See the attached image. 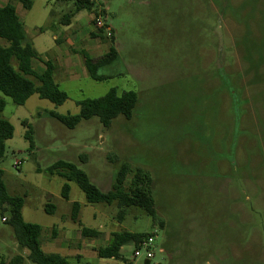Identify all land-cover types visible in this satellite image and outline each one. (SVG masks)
Wrapping results in <instances>:
<instances>
[{"label": "rangeland", "instance_id": "374dc122", "mask_svg": "<svg viewBox=\"0 0 264 264\" xmlns=\"http://www.w3.org/2000/svg\"><path fill=\"white\" fill-rule=\"evenodd\" d=\"M31 1L22 11L27 39L45 57L57 33L58 46L79 69L74 78L54 74L67 94L60 105L32 95L17 106L0 94V117L14 129L0 162L2 179L10 195L24 197V220L41 226V247L62 243L69 264H127L132 246L118 260L95 252L111 233L127 231L155 236L164 250L156 252L160 264H264V0H93L95 10L79 12L69 26L62 21L72 2ZM98 14L119 56L98 71L109 77L99 82L88 77L81 54L96 59L108 50L110 36H90ZM0 45L8 43L0 39ZM248 49L260 69L256 82L245 73ZM110 88L135 91L130 119L118 116L104 127L94 117L69 129L48 116L77 114L79 100ZM57 161L75 164L103 192L122 162L143 170L153 182L157 220L138 207L120 220L116 204H88L74 182L47 173ZM64 183L68 200L60 196ZM48 201L52 215L44 212ZM73 202L83 227L101 225L98 237L81 236L70 219ZM92 209L101 213L95 219ZM3 216L0 210V264H10L22 248ZM61 233L69 235L67 244Z\"/></svg>", "mask_w": 264, "mask_h": 264}, {"label": "trees", "instance_id": "16d2710c", "mask_svg": "<svg viewBox=\"0 0 264 264\" xmlns=\"http://www.w3.org/2000/svg\"><path fill=\"white\" fill-rule=\"evenodd\" d=\"M23 8L28 10L32 6L31 0H18ZM60 2H72L73 10L64 15L63 24L68 25L70 18L75 14L87 10H95L93 0H58ZM94 25V22H93ZM45 28H40L42 32ZM92 38L100 37L107 39V35L102 29L90 32ZM0 39L8 43L3 47L0 45V93L11 99L17 105L22 106L32 95H37L40 99L50 101L55 105L62 104L67 99L65 91L61 90L55 82L54 64L51 61H44V70L36 71L32 66V60L40 59V56L27 39L23 24L15 12L12 3H7L0 7ZM110 45L107 52L96 59L91 58L85 52H81L84 57V66L87 75L94 81H103L108 76L99 74V70L119 61V56L114 45V37L110 36ZM255 48V47H254ZM260 48V46H259ZM258 48V49H259ZM248 49L245 53L247 69L245 73L252 74V82L259 75L260 70L253 62ZM260 51V49H259ZM261 52V51H260ZM137 95L133 90L119 93L116 88H110L106 94L98 98H85L79 100V112L74 115H59L49 112L48 116L60 122L69 129L75 128L81 121L97 118L104 127H109L112 120L118 116L130 119L136 106ZM4 100L0 98V113L4 109ZM25 132V138L32 144V130L30 125ZM13 126L9 121L0 117V162L5 153V142L13 136ZM47 173L51 176L57 175L67 182H74L84 195L88 204H116L118 207L117 218L122 219L126 210L131 207H138L143 210L155 222L157 215L152 198L153 182L151 177L141 169H132L129 164L122 162L112 177L110 189L103 192L92 184L81 169L75 164L64 161H57L47 168ZM3 172L0 169V210L6 214L2 220L9 224L13 230V235L17 244L28 251L26 260L34 264H69L67 258L58 253H47L42 250L40 244L41 226L34 223L25 222L22 217V207L24 197L10 195L3 182ZM127 183V184H126ZM70 187L64 183L60 196L68 200ZM80 205L73 202L71 205L70 219L78 224L80 234L84 238H96L99 231L81 226L78 220ZM44 212L52 215L55 206L49 201L44 205ZM161 226V222H160ZM54 231V227L52 229ZM149 234H133L127 231L113 232L110 235L108 244L97 248L96 255L103 259L122 258L121 249L126 246H136L137 243ZM15 264V263H10ZM18 264H24L22 258H18ZM144 264H149L145 261Z\"/></svg>", "mask_w": 264, "mask_h": 264}, {"label": "crops", "instance_id": "0c3cea01", "mask_svg": "<svg viewBox=\"0 0 264 264\" xmlns=\"http://www.w3.org/2000/svg\"><path fill=\"white\" fill-rule=\"evenodd\" d=\"M10 0H0V7H3L4 5H6L7 3H9ZM14 4H15V12L17 14V16L19 17L20 21L22 22V19H23V16H22V11L24 10L23 8V5L21 2L19 1H15L14 0ZM50 13V12H49ZM76 15H82V14H75L73 17H75ZM72 17V18H73ZM70 21V20H69ZM49 22V18L45 24L44 27L47 26V23ZM23 24V22H22ZM70 25V23H69ZM67 25V26H69ZM51 29L53 28L52 27V24L49 26ZM23 28L25 30V27H24V24H23ZM47 29V28H46ZM45 29V30H46ZM52 30H55V29H52ZM52 39L54 41V46L48 51V52H45L46 53V56H42L40 54V52H37L38 55L40 56V59H34L32 60V66L33 68L38 71V72H42L44 70V64L43 62L44 61H51L53 64H54V73H53V76L54 74L58 77V76H62L64 78H67L68 76L71 77V78H74L75 76H79V72L78 70L79 69H76L74 67V61H73V58L70 57L69 55L65 54L66 52H64V50H62L59 46H58V37H57V33L56 34H53L52 36ZM70 42V41H69ZM33 44V42H32ZM33 47H34V44H33ZM35 49V48H34ZM81 52H84V51H81ZM84 58V57H83ZM72 59V61H71ZM84 61V60H83ZM84 64V62H83ZM85 67V66H84ZM86 70V69H85ZM72 73V75L70 74ZM74 73V74H73ZM87 73V72H86ZM81 77H83L81 75ZM1 94V93H0ZM80 205V204H79ZM56 209V208H55ZM80 211V209H79ZM101 213L99 211H97L96 209H92V212L90 213V216L92 219H95L96 216L100 215ZM78 215H79V212H78ZM22 217H23V207H22ZM24 220V218H23ZM78 220H79V216H78ZM25 221V220H24ZM80 221V220H79ZM26 222V221H25ZM81 223V222H80ZM78 225V224H77ZM82 226V224H81ZM80 227V226H79ZM101 225L98 226V228L100 229ZM81 228V227H80ZM97 230L99 231V233L101 232L100 230ZM60 236H63L62 237V241L61 242H64L67 244L69 242V235H62V233L60 234ZM108 243L106 242V245ZM44 245V249L42 248L43 251L47 252V253H57V252H48L46 250H56V251H61L65 254V258L67 257V253L65 252V250L63 249L62 247V243H58L57 241H52V242H49L47 244H43ZM20 246L18 245V248ZM67 247V246H66ZM22 248V247H20ZM46 249V250H45ZM96 252V251H95ZM59 254V253H58ZM28 255V251L25 249V248H22V253L21 254H15V255H12L11 259V263H15V264H18V258H22L24 262V264L27 262L26 260V257ZM62 255V254H60ZM63 256V255H62ZM69 256V255H68ZM75 258H78L80 259L82 257V254L79 252V251H76L73 255Z\"/></svg>", "mask_w": 264, "mask_h": 264}, {"label": "built area", "instance_id": "2783aa9c", "mask_svg": "<svg viewBox=\"0 0 264 264\" xmlns=\"http://www.w3.org/2000/svg\"><path fill=\"white\" fill-rule=\"evenodd\" d=\"M94 26L96 29H102L107 36H110V29L99 14L94 18ZM155 238V236L149 234L141 239L136 246H132V258L126 261L127 264H138L136 261L141 257L142 252L144 256L141 264H144L145 261L149 262V264H160L154 261L156 252L163 254L164 250L162 248H156ZM25 264L34 263L27 261Z\"/></svg>", "mask_w": 264, "mask_h": 264}]
</instances>
